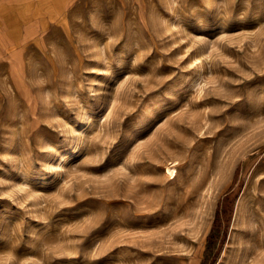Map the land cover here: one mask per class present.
<instances>
[{
	"label": "rangeland",
	"instance_id": "1",
	"mask_svg": "<svg viewBox=\"0 0 264 264\" xmlns=\"http://www.w3.org/2000/svg\"><path fill=\"white\" fill-rule=\"evenodd\" d=\"M263 215L264 0H0V264H264Z\"/></svg>",
	"mask_w": 264,
	"mask_h": 264
},
{
	"label": "bare ground",
	"instance_id": "2",
	"mask_svg": "<svg viewBox=\"0 0 264 264\" xmlns=\"http://www.w3.org/2000/svg\"><path fill=\"white\" fill-rule=\"evenodd\" d=\"M109 107H110V106H109ZM172 165H175V162H174V161H172V162L169 164V166H172ZM256 200L259 201V202H261V199H260L259 197L256 198ZM251 203H252V202H251ZM258 210H259V212L262 211L260 207L258 208ZM261 218H262V221L264 222V215H263ZM263 224H264V223H263Z\"/></svg>",
	"mask_w": 264,
	"mask_h": 264
}]
</instances>
